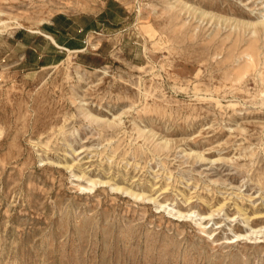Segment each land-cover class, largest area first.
<instances>
[{
    "label": "rangeland",
    "instance_id": "obj_1",
    "mask_svg": "<svg viewBox=\"0 0 264 264\" xmlns=\"http://www.w3.org/2000/svg\"><path fill=\"white\" fill-rule=\"evenodd\" d=\"M0 264H264V0H0Z\"/></svg>",
    "mask_w": 264,
    "mask_h": 264
},
{
    "label": "crops",
    "instance_id": "obj_2",
    "mask_svg": "<svg viewBox=\"0 0 264 264\" xmlns=\"http://www.w3.org/2000/svg\"><path fill=\"white\" fill-rule=\"evenodd\" d=\"M98 27L95 24L86 26L78 25L75 28H70V26H63L58 23V21H51L42 24L40 27L39 34L32 36L29 45L31 49L29 53L35 55V61L39 65H50L58 63L62 59V54L64 51L74 50L80 51L86 40L85 37L88 31L93 30ZM74 29V30H73ZM42 32V33H41ZM53 36L51 40L47 35ZM24 34L18 36V40L22 41ZM39 37V38H38ZM43 37L46 40V44H40L38 39Z\"/></svg>",
    "mask_w": 264,
    "mask_h": 264
},
{
    "label": "bare ground",
    "instance_id": "obj_3",
    "mask_svg": "<svg viewBox=\"0 0 264 264\" xmlns=\"http://www.w3.org/2000/svg\"><path fill=\"white\" fill-rule=\"evenodd\" d=\"M17 22V21H16ZM18 23V22H17ZM19 24V23H18ZM25 28V27H24ZM30 29V28H29ZM37 31L38 32H40V29H37ZM42 33V32H41ZM47 35V34H46ZM51 40H53V36H51V34L50 35H47ZM54 41V40H53ZM81 49H83V48H81ZM68 52H72V51H74V50H70L69 48H68V50H67Z\"/></svg>",
    "mask_w": 264,
    "mask_h": 264
}]
</instances>
